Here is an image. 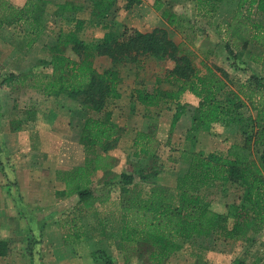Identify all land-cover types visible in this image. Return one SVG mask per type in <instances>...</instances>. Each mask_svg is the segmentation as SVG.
<instances>
[{
  "label": "trees",
  "instance_id": "trees-1",
  "mask_svg": "<svg viewBox=\"0 0 264 264\" xmlns=\"http://www.w3.org/2000/svg\"><path fill=\"white\" fill-rule=\"evenodd\" d=\"M89 1L91 13L98 21L111 16L120 0ZM121 1L128 8L141 0ZM218 2L196 0L197 6L209 15L214 13ZM45 4L46 0H26L22 6H17L9 0H0V29L27 22L33 35L29 43L33 42L41 33L38 28L44 25ZM64 8L63 4L57 6L58 12ZM252 13L264 15V0H237L232 17L223 28L224 48L232 59L231 66L234 71L246 74L244 80L231 76L220 67L204 63L198 67L196 54L187 40L174 41L165 28L140 31L125 26L120 34L109 28L100 39L91 41L79 38L73 31L61 30L52 48L63 46V54H55L50 60L43 61L40 70L39 66H34L26 74L9 72L0 82L17 90L30 79V86L46 96L64 95L85 110L96 114L103 111V116L87 114L83 120L79 140L90 154L82 166L64 172L63 193L77 197L74 210L79 214L103 207L102 221L119 223L117 231L122 252L144 241L151 248L150 261L162 264L180 248L181 242L215 233L232 241L252 242L251 233L264 231V21L252 18ZM161 16L171 26H177L181 21L176 13L168 10H163ZM249 46L259 50L249 51L248 60L259 66L260 73L251 71L248 62L242 59ZM146 55L167 58L172 66L155 77L150 91L136 90L135 99L145 108L167 100L174 102L169 133L186 112V105L180 102V97L189 92L198 101L191 110L187 139L191 140L192 134L198 131H209L213 124L237 125L242 139L231 143L225 152H184L183 161L187 165L185 171L175 178L173 188L159 183L148 188L138 186L135 178L147 182L159 175L153 165L139 166L131 172L122 171L118 196L112 198L110 190L97 193L91 186L96 171H103L105 176L112 169L113 156L108 152L122 131L111 120V112L104 110V105L107 100L120 97L118 67L126 62L139 63ZM97 56H107L111 65L97 70L94 66ZM149 143L147 134L137 132L134 140L138 147L136 155L154 157ZM3 155L0 146L2 171L7 161ZM146 169L150 170L146 172ZM226 183L241 190L240 204L235 206L232 219L214 210L206 198L212 185ZM80 236L75 230L71 234L65 233L63 241L69 242ZM127 259L124 258V262ZM93 260L112 263L103 251L94 252ZM231 264L258 262L235 258Z\"/></svg>",
  "mask_w": 264,
  "mask_h": 264
},
{
  "label": "rangeland",
  "instance_id": "rangeland-1",
  "mask_svg": "<svg viewBox=\"0 0 264 264\" xmlns=\"http://www.w3.org/2000/svg\"><path fill=\"white\" fill-rule=\"evenodd\" d=\"M118 3V9L110 14L111 28L117 34L125 26L140 31L164 26L174 41L187 40L196 54L198 67L204 63L223 68L240 80L247 77L233 70L232 59L224 48L223 28L231 19L237 0H219L212 15L204 14L196 0H141L128 8L124 1ZM43 9L44 25L38 28L41 33L31 43L33 35L27 22L0 29V82L9 72L26 74L55 54H63V46H55L60 47L59 50L52 48L59 31H63V15H54L58 10L53 3L45 4ZM163 10L179 16L181 21L177 26L166 22L161 16ZM251 17L264 21L263 14L252 13ZM249 51L259 52L255 46H249L242 59L248 62L251 71L260 73L259 66L248 60ZM67 54L73 56L69 51ZM109 65L107 57L94 59V66L99 71ZM171 66L172 62L167 58L146 55L139 63L126 62L118 67L119 90L123 92V98L107 100L104 110L111 112V120L122 131L108 152L113 156L110 172L105 176H92L91 186L97 193L110 190L111 197L115 198L120 187L119 174L148 164L155 166L159 175L147 182L135 178L138 186L148 188L163 182L173 188V171L183 169L186 163L183 161L184 152H225L231 143L241 141L237 125L226 127L221 124H213L209 131H198L192 134L191 140L187 139L185 127L190 113L178 128L169 133L175 106L171 101L144 109L135 99V91L153 88L155 77L164 74ZM30 84L27 79L23 86L14 90L0 83V146L4 158H7L3 171L0 167V247L3 252L0 264H105L93 260L96 251L105 252L111 258V264H155L148 257L151 248L147 242L141 241L122 252L117 231L119 223L102 221L103 207L79 214L74 210L77 197L63 193V142L70 138L63 130L66 120L63 106L69 111L80 108L84 118L90 113L97 114L85 110L78 102L63 104V95L46 96ZM197 101L190 93L180 100L188 111L197 105ZM137 132L147 134L150 139L148 147L154 157L136 155L138 147L134 140ZM240 193L236 185H212L206 198L214 210L232 219L235 206L240 204ZM75 230L81 236L64 242V234ZM213 236V240L205 242H181L180 248L162 264H230L233 258L264 264L263 231L251 233L252 242L224 239L218 233ZM126 257L128 259L123 263L122 258Z\"/></svg>",
  "mask_w": 264,
  "mask_h": 264
},
{
  "label": "crops",
  "instance_id": "crops-1",
  "mask_svg": "<svg viewBox=\"0 0 264 264\" xmlns=\"http://www.w3.org/2000/svg\"><path fill=\"white\" fill-rule=\"evenodd\" d=\"M9 1L17 6H22L26 0H9ZM46 1H47V4L53 3V5H57V6L60 4H63L65 8L63 9L62 12L61 11L54 12V15H56L57 13L58 15H63V31L64 32L73 31L79 38L84 39L86 41L100 39L103 36V34L106 31H108L109 28H111L112 26L111 16L106 17L102 20L96 21V18H95L96 16L91 13V7H90L89 0H46ZM118 5L119 3L116 4L113 10L118 9L119 7ZM2 29H4V27L1 28V30ZM84 30H86L85 32L86 36L83 35ZM103 57H107V56H103ZM110 65H111V62H110ZM150 90L147 89V91H150ZM119 92H120L119 98H123V92L121 90H119ZM188 93L189 92L183 93L180 97V100L182 99V97H186ZM63 98L65 99L63 100V104L73 101L64 95H63ZM155 107H158V106H155ZM150 108H154V107H150ZM101 113L100 114L98 113L96 116H103V114ZM187 113H190V115L189 116L186 115ZM191 113L192 112L188 111V108L186 107V112L176 123L175 129L178 128V125L182 123V120L188 116V125L185 127V133H187V130L188 128H190V125H191L190 124ZM63 115L65 116L64 118L66 119L65 123H63V130H65V132L70 136V138L68 137L67 140L63 142V166H61V168L63 169V172H65V171L72 170L73 168L77 166H82L85 162V158L87 157V153L84 150L83 144L79 140L81 128H82V124L84 120V115L82 114V110L80 108H73L72 110L69 111L67 108H65V106H63ZM89 115L93 116L92 113ZM72 149H74V151ZM186 165L187 164L184 163L183 169L173 171V176H175L176 178L177 176L181 175L185 171ZM94 176H103V171L101 170L96 171ZM1 180H2V175L0 174V181ZM160 183L165 186H168V184H164L163 182H160ZM64 189H65V184L63 183V191ZM214 238L215 237L211 235L208 237H198L194 239V241L205 242V241L213 240ZM122 262L124 263L123 258H122ZM203 263L205 264V262ZM206 264H208V262H206Z\"/></svg>",
  "mask_w": 264,
  "mask_h": 264
}]
</instances>
